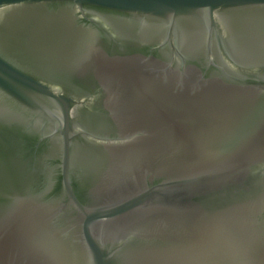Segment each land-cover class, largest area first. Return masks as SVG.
Returning <instances> with one entry per match:
<instances>
[{"label":"water","instance_id":"water-1","mask_svg":"<svg viewBox=\"0 0 264 264\" xmlns=\"http://www.w3.org/2000/svg\"><path fill=\"white\" fill-rule=\"evenodd\" d=\"M0 264H264V0H0Z\"/></svg>","mask_w":264,"mask_h":264}]
</instances>
